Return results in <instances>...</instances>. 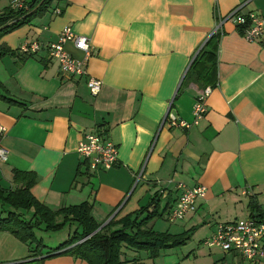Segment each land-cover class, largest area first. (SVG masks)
I'll use <instances>...</instances> for the list:
<instances>
[{
	"label": "crops",
	"instance_id": "crops-1",
	"mask_svg": "<svg viewBox=\"0 0 264 264\" xmlns=\"http://www.w3.org/2000/svg\"><path fill=\"white\" fill-rule=\"evenodd\" d=\"M12 1L0 0V14ZM241 1L54 0L29 23L0 33V46L7 50L0 57V126L6 128L1 146L7 152L0 188H13V171L33 173L30 193L37 202L50 210L87 202L94 221L104 226L141 208L151 213L153 205L166 215L182 191L179 186L202 185L205 197L196 201L195 213L176 222V233L155 229L159 217L148 223L154 232L191 233L184 245L162 250L155 262L250 264L202 242L217 223L250 217V203L264 220V47L223 23L216 83L208 86L202 120L188 128L161 126L168 108L192 121L197 93L205 87L187 81L186 73L216 23ZM243 12L264 19V0H251ZM67 27L90 40L86 71L102 82L96 96L84 77L64 79L44 50L33 56L18 52L27 42H56ZM64 48L82 57L70 43ZM93 131H103L117 146V161L109 170L90 171L76 153L83 134ZM8 212L26 221L33 214L0 201V219ZM76 229V223L62 229L66 240ZM42 232L35 230V241L23 243L1 229L0 264H86L58 255L61 243L47 245ZM193 238L198 244L185 251ZM121 252L127 264L151 260L126 247Z\"/></svg>",
	"mask_w": 264,
	"mask_h": 264
},
{
	"label": "trees",
	"instance_id": "trees-1",
	"mask_svg": "<svg viewBox=\"0 0 264 264\" xmlns=\"http://www.w3.org/2000/svg\"><path fill=\"white\" fill-rule=\"evenodd\" d=\"M54 0H33L27 2L28 10L14 11L11 7L0 14V33L5 34L29 23L35 17L46 12ZM219 34H213L193 59L185 79L196 86H210L216 83L215 59ZM0 57L7 50L0 46ZM6 100H9L5 98ZM36 183V176L30 172H12L13 188H0V201L13 210H32L29 221L14 213L8 212L0 219V230H7L23 243L35 241L34 231L58 232L70 223H76L77 229L69 238L58 245V255L65 254L79 258L86 264H127L120 259L121 249L126 247L148 254L149 259H156L162 250L184 245L190 232L179 235L154 232L147 227L154 218L163 216L158 213L157 206L148 213V208H141L119 220H109L104 226L97 224L92 218L91 206L84 202L77 206H69L58 210H50L37 202L30 193ZM251 218H261L258 208L249 205ZM135 264V263H132Z\"/></svg>",
	"mask_w": 264,
	"mask_h": 264
},
{
	"label": "built area",
	"instance_id": "built-area-1",
	"mask_svg": "<svg viewBox=\"0 0 264 264\" xmlns=\"http://www.w3.org/2000/svg\"><path fill=\"white\" fill-rule=\"evenodd\" d=\"M251 0H242L238 5L223 16L214 26L213 34H219L221 25L230 22L235 26L237 32L249 43H258L264 47V19L253 12L244 13L243 8ZM27 0H13L11 9L14 11H27ZM55 14L60 10L56 9ZM70 43L73 48L82 53L81 58H75L66 52L64 46ZM44 50L48 58L57 62L60 75L67 80L74 78H85L86 86L92 96H96L102 86V82L88 76L86 65L91 57L89 38L77 35L67 27L58 35L57 41L43 46L38 41L22 44L18 52L25 56L36 55ZM211 93V87H205L197 93L192 108V121L187 123L176 115L166 111L161 121V126L168 124L170 127L188 128L198 125L205 112V101ZM6 134V128L0 126V164L7 160V152L1 146V140ZM76 153L85 162L92 172L106 171L111 169L117 161V146L109 139L103 131L84 133L78 143ZM182 191L173 206L167 212L169 223H176L184 219L188 214L195 213L196 201L205 197L206 188L202 185L193 187L179 186ZM203 245L209 248L217 247L224 254L235 253L250 264H257L264 258V220L248 217L243 220L217 223L213 234L203 240Z\"/></svg>",
	"mask_w": 264,
	"mask_h": 264
},
{
	"label": "rangeland",
	"instance_id": "rangeland-1",
	"mask_svg": "<svg viewBox=\"0 0 264 264\" xmlns=\"http://www.w3.org/2000/svg\"><path fill=\"white\" fill-rule=\"evenodd\" d=\"M158 213H161V209L158 210ZM156 223H157V225H156L155 229H157L158 231H164L165 232L166 231L165 229L168 228V232L172 233V234L176 233L178 231V227L180 226V223L179 224H177V223H175V224L169 223L168 220H167V214L166 215L164 214L160 219H158L156 221ZM204 233H205V231L203 232V234ZM42 234L44 236L46 235L45 236L46 238L44 239V241L47 243V245H51L52 247H56L59 243H62L67 238L66 230H61V231H58V232H55V233L54 232H52V233L50 232L49 234H47L45 232H42ZM47 236H49L50 238H48ZM197 244H198V240L193 238L191 240V242L187 244L185 251L190 250L193 247L195 248ZM206 250L207 249H204L205 252H206ZM137 253L140 254L139 255L140 257L146 255L145 252H141V251H137ZM159 256L156 259H154V261L150 260V261H147V262H144V263H149L150 262L149 264H151V262L153 261L154 264H160L159 261H157L158 263L155 262V260H157L159 258ZM185 264H188V263H185Z\"/></svg>",
	"mask_w": 264,
	"mask_h": 264
},
{
	"label": "water",
	"instance_id": "water-1",
	"mask_svg": "<svg viewBox=\"0 0 264 264\" xmlns=\"http://www.w3.org/2000/svg\"><path fill=\"white\" fill-rule=\"evenodd\" d=\"M156 203H157V200H155L154 204H156ZM154 207H155V206L153 205V206H152V209H153ZM150 211H151V209L148 210V212H150Z\"/></svg>",
	"mask_w": 264,
	"mask_h": 264
}]
</instances>
